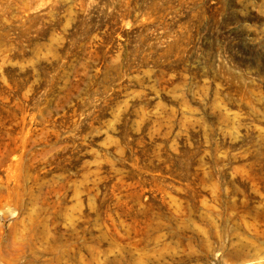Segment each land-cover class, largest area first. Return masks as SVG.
Masks as SVG:
<instances>
[{"label": "rangeland", "instance_id": "374dc122", "mask_svg": "<svg viewBox=\"0 0 264 264\" xmlns=\"http://www.w3.org/2000/svg\"><path fill=\"white\" fill-rule=\"evenodd\" d=\"M0 264H264V0H0Z\"/></svg>", "mask_w": 264, "mask_h": 264}]
</instances>
